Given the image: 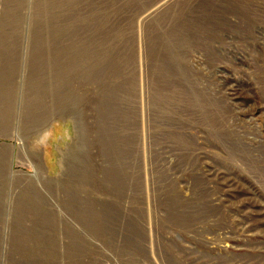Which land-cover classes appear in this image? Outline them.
<instances>
[{"label": "rangeland", "instance_id": "1", "mask_svg": "<svg viewBox=\"0 0 264 264\" xmlns=\"http://www.w3.org/2000/svg\"><path fill=\"white\" fill-rule=\"evenodd\" d=\"M0 264H264V0H0Z\"/></svg>", "mask_w": 264, "mask_h": 264}]
</instances>
